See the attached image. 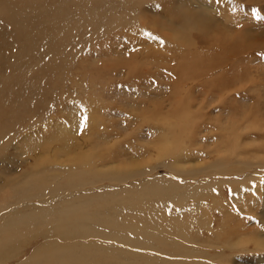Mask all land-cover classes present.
I'll return each mask as SVG.
<instances>
[{
  "label": "rangeland",
  "instance_id": "1",
  "mask_svg": "<svg viewBox=\"0 0 264 264\" xmlns=\"http://www.w3.org/2000/svg\"><path fill=\"white\" fill-rule=\"evenodd\" d=\"M91 1L95 2L90 5L91 9L102 11L106 7L115 11L112 21L123 26L117 33L114 30L112 35L103 38L104 41L88 42L90 50L75 56L70 77L65 75L60 80H48L38 67L44 57L34 56L26 50L29 44L24 46L21 41L11 47V42L16 39L10 38L7 44L0 40V58L17 60L29 86L27 95L16 101V115L9 118L10 128L5 138H10V143L4 146L0 156V190L4 189L0 198L21 181V177L37 169L34 158L26 159L22 154L50 156L52 151L55 168L51 167L54 164L46 165L58 172L49 174L75 168L74 161L79 163L81 170L87 167L100 171L107 169L108 172L115 170L109 173L108 179L102 176L93 186L65 189L57 197L58 202L66 200L68 195L74 198L79 195L103 197L104 194H117L138 187L148 176V167L159 163L152 180H163L165 174L175 171L176 182L183 186L210 183L211 193L205 190L209 196L203 198L202 208L194 210V214L186 211L182 222L191 224L198 211V217L210 222L213 229L209 231L194 225L191 230L186 226L184 230L190 233L186 232L189 243L164 252L155 246L143 248L144 251H140L143 256L151 254L153 257H140V260L160 257L164 264L173 260H178V264H264V248L257 244L264 242V0H132L130 4H124L126 0H123L121 5L120 0ZM17 9L15 5L14 11ZM48 9L52 15L51 5L44 4V10ZM56 21L65 25L62 16ZM46 26L55 33V25L43 27ZM43 27L34 23L31 30L38 33ZM143 32H150L155 39ZM42 40L43 36H37L34 44ZM196 40L198 44L193 45ZM25 63L28 67L30 64L31 70H26ZM75 68L80 69L79 72ZM66 69L60 60L54 68V76ZM64 79L71 85L68 83V89L60 95L58 87ZM87 79L96 84L98 98L88 99L86 89L80 86L86 84ZM73 82L81 87V91L72 87ZM50 89H54L51 94L47 92ZM70 90L77 93L76 100L68 99ZM90 93L93 94L94 90ZM44 96L46 104L42 110L37 107L38 97L42 99ZM86 102L94 111L97 109L93 116L98 123L79 131L78 125L82 119L85 121L83 111L90 109ZM23 103L30 104L28 109H23ZM63 112L71 117L61 118ZM165 124L168 128L172 125L184 129L176 137H184L185 152L176 151L166 157L160 152L163 142L159 133L164 131ZM71 125L69 140H79L73 145H65L57 136ZM18 126L23 128L21 135L15 138ZM80 134L83 137L80 138ZM23 146H26V152ZM80 150L84 152L82 155ZM86 152H90V158L84 156ZM97 157L103 160L95 164ZM222 157L226 161L223 163L224 172L208 174L209 166ZM7 161L9 163L5 165L3 162ZM121 177L127 181L112 180ZM187 200V206L194 204L193 199ZM14 203L11 208L32 204L16 200ZM245 206L250 209L247 214ZM174 208L171 212L179 215V209ZM151 213L132 218L133 222L137 227L147 229L162 215L159 223L167 222V225L161 231H168V218L164 212ZM141 241L156 244L149 237ZM40 243L37 238L25 242L24 258L28 259ZM126 250L139 252L133 248ZM205 254L212 256L206 257ZM119 259L110 261V264ZM132 260L130 254L124 262ZM19 261L6 264H19Z\"/></svg>",
  "mask_w": 264,
  "mask_h": 264
},
{
  "label": "bare ground",
  "instance_id": "2",
  "mask_svg": "<svg viewBox=\"0 0 264 264\" xmlns=\"http://www.w3.org/2000/svg\"><path fill=\"white\" fill-rule=\"evenodd\" d=\"M122 1L123 0H120V5ZM93 2L94 1L91 0H56L55 3L54 0H0V40L7 44L10 38L16 39L11 42V47L21 44V41L24 42V46L29 44L28 47H25L26 50L34 56L44 57V60L38 64V67L40 72L48 80L52 78L60 80L65 75L70 77V71H72L75 66V64H73L76 59L75 56L79 57L82 52L89 49L88 42L109 37L110 34L112 35V31L114 32L115 30L117 33L123 26L118 25L114 20L112 21L115 17L114 15H116L114 13L115 11L112 9L106 7V10L101 9L102 11L91 9L90 5H94L95 3ZM131 2L132 0H126L124 4H130ZM44 4L51 5L52 15L49 9L44 10ZM15 5L18 6L16 12L14 11ZM120 7L122 9V6ZM117 11H119V9ZM109 15L111 16V20L108 21ZM61 16L64 17L65 25L56 21ZM44 17H50L51 19L46 20ZM18 21L20 22L18 23ZM120 21L123 20L120 19ZM34 23L40 27L48 24L55 25V33L47 29V26L43 27L38 33H35L31 30V26ZM126 25L125 23V27ZM127 28V30L130 29L129 27ZM16 29H18V31ZM198 29L203 30L202 28ZM81 30L83 31L81 32ZM143 33L147 35L150 32ZM37 36H43L41 42H36V45L40 43L39 46L34 44L35 41H37ZM144 38L147 39L146 37ZM78 40H80V42ZM102 41H104V39ZM195 44H198L197 40L193 42V45ZM179 46H181V44ZM0 56H2V54H0ZM60 60H63L67 69L54 76V68L58 66ZM25 68L26 70H31L30 64L28 67L27 63H25ZM79 70L80 69L76 71L79 72ZM16 71L17 74L15 73ZM60 82L62 83L61 86L58 87V91L60 95H62V91L68 89L67 84L69 81L64 79ZM80 86L86 89L88 99L98 98L99 93L93 81L87 79L86 84L82 83ZM72 87L75 90L81 89V87L77 86L74 82ZM28 89L27 76L17 65V60L11 61L0 58V156L3 153L4 146H8L10 143V138L6 140L5 135L10 128L9 118L15 116L17 113L15 109L16 101L22 100L27 95ZM91 90H94L93 94L90 93ZM47 92L51 94L54 92V89H50ZM100 94L102 93L100 92ZM76 95V92L70 90L68 99L76 100ZM38 98L39 103L37 107L45 110L46 97L44 96L42 99L40 97ZM97 101L96 99L95 102ZM85 105L90 109L83 111L82 117L85 118V123L83 127L81 124L78 125L79 131H84V129L97 125L98 123V120L93 116V113L97 109L94 111L89 102H86ZM29 106V103H23L22 107L23 109H28ZM60 117L68 119L71 117V114L68 116L66 112H63V114H60ZM45 118H47V116ZM169 123L170 122H168V124ZM166 124L162 129L164 131L159 133L163 142L161 147H159L160 149L158 148L160 152L162 151L164 157L172 156L176 151L183 150V152H185L184 137L182 135L176 137V135H178L177 133H182L184 129L180 130V126L172 127V125H168L170 126L168 128ZM72 126L73 125L66 127L58 133V140L65 145H73L79 140H69L72 134ZM164 127H167L166 130ZM184 127L185 129L188 128L186 125ZM22 128V126H18L15 129V138L21 135ZM76 132L80 133L78 131ZM75 135L73 137H75ZM81 136L83 137V135L80 134V138ZM4 140H6V142L1 144ZM224 141L225 138L223 142ZM23 147V151L26 152V146ZM79 153L82 155L84 152L80 150ZM84 156L90 158V152H86ZM157 156L159 157V155ZM22 157H26V159L28 157L34 158L37 169L33 171V164L32 167L30 165L33 172L30 171L23 176V178L21 177V181L16 183L15 186L12 184L14 187L5 191V194H7H3L4 196L0 198V264H6L13 260H21L19 264H110V261H115L119 258L120 259L115 264H164V259L160 257V259L154 257V259L150 261L146 259L140 260V257H153L151 254L143 256L140 251H144L143 248L150 249L154 246L155 249L160 252H164L170 248H180L183 243L190 242L186 237V232L188 234L190 233L186 231V229L184 230L186 226H190L191 228L197 225L199 228L209 229V231L213 229V225L211 226L210 222L207 223L206 220H201L198 217V211L196 213L197 217L192 220L191 224L184 221L182 222L183 215L186 211L193 213L194 210L202 208L200 206L204 205L202 203L203 198L209 196L205 190L211 193L209 187L210 183L206 184L203 182L195 186H183L182 184H178L179 182H176L173 174L175 171L169 172L170 175L167 176L165 174L163 180H152L156 177L155 175L157 173L153 171L159 163L155 166L153 165V167H148V176L142 179L138 187L124 190L117 194H104L105 197L79 195L74 198L68 195L66 196V200L58 202L57 197L62 195L65 189H80L93 186L99 179L101 180L102 176L104 179H108L109 173L112 174L115 170L110 169L108 172L107 169L100 171V169L88 167L85 170H81V168H79V163L74 161L75 168L59 171L58 174H49L48 172H58L57 170L48 169L49 166L46 165V163H51L54 164L51 167L53 169L55 168L56 161L52 157V151L50 156H42L40 153H37L34 157L29 154H22ZM161 157L163 159L162 155ZM101 160H103L102 157H97L94 163L97 164L101 162ZM3 163L6 165L9 161ZM3 163L1 162V164ZM223 163H226L223 157L222 159L219 158L215 161L214 165L209 166L210 172L208 174L223 171L225 169ZM160 165L164 166L165 163H160ZM172 165H174V163H172L171 166ZM62 168L65 169V167ZM185 175L187 176V170ZM186 176L183 175V177ZM112 180L116 182L127 181L122 177ZM7 181L10 182L11 180ZM162 183L165 184L162 185ZM212 184L216 185L215 182H212ZM2 190H0V192H2ZM239 190H241V187ZM202 191H204V193H202ZM236 197L239 198L238 193ZM188 198L193 199L191 200L194 201L193 205L187 206ZM14 200L17 202H32V204H24L16 208H11L15 205ZM246 206L244 207V211L247 214L250 209ZM165 207L168 209H165ZM172 208L179 209V215L175 216L173 212H171ZM161 211L164 212L163 215L168 218V231H161L162 229L164 230L167 225V222L163 225L159 223L162 215L159 221L151 222L147 229L143 227L139 228L136 226L135 222H133V219L137 216L143 217L146 213L150 215L151 212V214H160ZM200 215L202 216V214ZM186 220H188V218ZM192 229L193 228H191V230ZM131 233L134 234L131 235ZM98 236L108 238V240L99 239ZM148 237L156 244L141 241ZM34 238L41 240V243L38 244V248L35 249L34 253L26 259L22 252L26 248L24 243ZM82 239H87V241L83 242ZM257 244L264 248V242H259ZM130 248L136 249V251L139 252L131 253V251L126 250ZM180 251L182 250L180 249ZM130 254L133 256V260L129 261V263L124 262L128 259V255ZM184 255H186V253H184L183 256ZM200 255L204 254L201 253ZM206 255L210 254H205V256ZM211 256L212 255H210V257ZM165 262L166 264H178V260ZM193 264H196V262H193Z\"/></svg>",
  "mask_w": 264,
  "mask_h": 264
},
{
  "label": "snow or ice",
  "instance_id": "3",
  "mask_svg": "<svg viewBox=\"0 0 264 264\" xmlns=\"http://www.w3.org/2000/svg\"><path fill=\"white\" fill-rule=\"evenodd\" d=\"M147 35L151 37V34L150 33H148ZM151 38L155 39V37H151ZM84 123H85V121H84V119H82L81 120V126L82 127H83Z\"/></svg>",
  "mask_w": 264,
  "mask_h": 264
}]
</instances>
